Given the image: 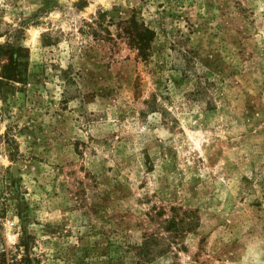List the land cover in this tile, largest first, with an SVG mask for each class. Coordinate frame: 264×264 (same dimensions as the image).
<instances>
[{
	"label": "rangeland",
	"instance_id": "1",
	"mask_svg": "<svg viewBox=\"0 0 264 264\" xmlns=\"http://www.w3.org/2000/svg\"><path fill=\"white\" fill-rule=\"evenodd\" d=\"M0 46V264H264V0H0Z\"/></svg>",
	"mask_w": 264,
	"mask_h": 264
},
{
	"label": "trees",
	"instance_id": "2",
	"mask_svg": "<svg viewBox=\"0 0 264 264\" xmlns=\"http://www.w3.org/2000/svg\"><path fill=\"white\" fill-rule=\"evenodd\" d=\"M144 34L148 37L145 38V36H143L142 34H140V31H137V33L135 34L134 38L137 36L138 40H137V44L138 47L141 51V53H143V55L145 54L144 52V47H146L148 45V41L149 39L151 40V38H153L154 32L146 29ZM1 48V46H0ZM22 50V49H21ZM16 51V53L12 52V54L9 56V62L8 64L4 65L2 67V78L5 80H17L19 73H21V70L19 69V66L23 65L22 61H21V54L18 52L19 50H14ZM151 246H152V240L151 238H147V240H145V242L143 243V245L140 247L139 250V255L145 256L148 255L151 251Z\"/></svg>",
	"mask_w": 264,
	"mask_h": 264
}]
</instances>
